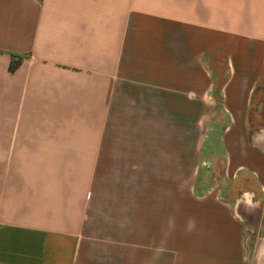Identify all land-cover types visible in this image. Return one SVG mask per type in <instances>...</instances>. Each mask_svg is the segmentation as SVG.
<instances>
[{
    "label": "crops",
    "instance_id": "crops-1",
    "mask_svg": "<svg viewBox=\"0 0 264 264\" xmlns=\"http://www.w3.org/2000/svg\"><path fill=\"white\" fill-rule=\"evenodd\" d=\"M214 129L239 198L195 193ZM130 248L264 264V0H0V264Z\"/></svg>",
    "mask_w": 264,
    "mask_h": 264
},
{
    "label": "rangeland",
    "instance_id": "rangeland-1",
    "mask_svg": "<svg viewBox=\"0 0 264 264\" xmlns=\"http://www.w3.org/2000/svg\"><path fill=\"white\" fill-rule=\"evenodd\" d=\"M221 122H223V119H220ZM219 123L217 122V119H214L211 124ZM220 131L217 129L210 130L203 135L204 144L202 147V158H204L206 161H209V164H206L200 169L198 180L196 181L195 185V193L201 194L202 192L206 191L207 189L211 188L212 186H220V188L223 191V194L226 197L232 198H239L238 193L242 189L248 188L240 186L239 181L231 182L227 179H223L222 171L224 168L223 164V152L220 147ZM196 135H194L195 140ZM199 137V136H198ZM196 141H194L195 143ZM245 183L246 182H242ZM99 225L98 222L93 221L92 230L98 229ZM96 232V231H95ZM164 245H162V250ZM109 250V248H107ZM165 251V250H164ZM135 250L129 249V257L128 264H136L135 257ZM115 262V263H114ZM118 262V263H116ZM161 263L164 262V260L160 261ZM114 264H120V261H113Z\"/></svg>",
    "mask_w": 264,
    "mask_h": 264
},
{
    "label": "trees",
    "instance_id": "trees-1",
    "mask_svg": "<svg viewBox=\"0 0 264 264\" xmlns=\"http://www.w3.org/2000/svg\"><path fill=\"white\" fill-rule=\"evenodd\" d=\"M20 62L19 61H12V63L10 64V70H15L17 68V66H19Z\"/></svg>",
    "mask_w": 264,
    "mask_h": 264
}]
</instances>
